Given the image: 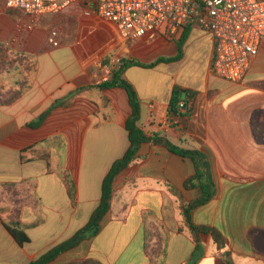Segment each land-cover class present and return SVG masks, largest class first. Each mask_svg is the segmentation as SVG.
I'll return each mask as SVG.
<instances>
[{"label":"crops","instance_id":"obj_1","mask_svg":"<svg viewBox=\"0 0 264 264\" xmlns=\"http://www.w3.org/2000/svg\"><path fill=\"white\" fill-rule=\"evenodd\" d=\"M85 8L78 0L31 24L0 0V44L6 46L0 60L12 61L15 52L37 63L29 88L9 105L3 101L16 89L20 70L14 64L0 70V263L30 264L74 236L99 206L112 165L129 149L128 93L98 87L94 62L119 57L120 64H149L176 57L189 26L179 60L129 66L123 77L138 93L147 137L160 135L209 158L215 194L194 211L193 222L222 233L235 264H264V43L245 78L232 83L212 71L213 38L195 24L178 39H125L113 23L86 15ZM175 88L196 93V117L169 113ZM74 93L69 105L52 109ZM50 109L41 126L31 127ZM34 154L44 158L22 162ZM138 155L114 184L99 234L49 264H150L147 227L168 237L163 264H224L211 232L197 244L186 228L180 231L182 201L202 194L199 187L185 188L195 163L150 142L141 144ZM2 217L27 225L30 242L19 245Z\"/></svg>","mask_w":264,"mask_h":264},{"label":"built area","instance_id":"obj_2","mask_svg":"<svg viewBox=\"0 0 264 264\" xmlns=\"http://www.w3.org/2000/svg\"><path fill=\"white\" fill-rule=\"evenodd\" d=\"M77 1L7 0V7L21 12L35 24L42 15L63 13ZM81 1L86 6V15L113 23L125 39H154L161 34L178 39L187 25L195 24L213 38L212 71L232 83L245 78L264 43V0ZM119 64L118 57L96 60L98 84L110 81ZM150 107L154 108V104ZM178 113L197 116L187 98L180 100ZM178 123L174 119L173 124Z\"/></svg>","mask_w":264,"mask_h":264},{"label":"trees","instance_id":"obj_3","mask_svg":"<svg viewBox=\"0 0 264 264\" xmlns=\"http://www.w3.org/2000/svg\"><path fill=\"white\" fill-rule=\"evenodd\" d=\"M189 34V26L186 28L185 32L180 37L178 42V55L173 58H159L156 61L149 64H142L136 60L124 61L119 65L118 69L113 74V77L110 81H106L98 85L101 89L109 88H123L126 90L129 96L130 105L132 107V114L128 118L126 127L129 132L130 146L123 158L117 160L111 167L108 175L105 177L102 184V196L101 202L96 210L93 212L89 222L82 227L74 236L70 239L60 243L59 245L53 247L44 255H42L37 260L31 262L30 264H49L54 261L61 254L77 247L83 241L91 239L99 234L102 228V222L108 212L110 211L112 200L114 197V184L117 181L120 173L128 168L132 163L141 157L138 155L140 146L144 142H150L153 145L164 146L170 151L183 156L185 158L191 159L195 163L196 172L190 177L186 183L185 188L190 189L194 187H199L202 191V194L199 198L181 203V212L184 218L183 227L180 228V231L186 228L194 242L197 244L200 243L201 235L211 232L213 242L216 246V249L220 253V256L224 264H235L233 256L230 251L226 249V241L222 233L217 230H210L207 227L198 226L193 222V213L200 206L208 203L213 195L215 194V183L210 174V161L206 154L198 150H187L180 148L167 138L161 137L160 135H155L154 137H147L142 127H140L141 121V103L138 96V93L134 86L126 80L123 76L125 70L129 66H140L146 68L155 67L160 62H173L179 60L182 56L183 45ZM6 46L0 44V50H5ZM14 58L12 61H4L0 64V70L9 68L14 65L20 70L21 77L16 83V89L11 93V95L3 101L4 104H11L17 99H19L24 91L30 86V77L36 71V61L29 59L24 54L12 53ZM7 62V63H5ZM185 94L189 103L194 106L196 93L191 90H182L180 88H175L170 101L169 113L178 115V104L182 100V95ZM77 95V93L69 95L66 99L58 101L52 107L67 106L70 104L72 99ZM46 111L38 121L31 124V127H39L43 124L45 119L50 114L51 110ZM264 142V138H260ZM37 154H34V159L27 161L22 159L23 163L32 162L38 159H43ZM1 216L3 213L0 211ZM2 222L4 227L7 229L12 238L19 244L24 245L30 242L28 235L26 234L27 225L23 224L19 219H10L2 217ZM167 242L168 237L161 233L157 228L152 229L147 227L145 232V248L150 256V264H163L164 258L167 253ZM68 264H102L99 261L93 259H86L80 261H73Z\"/></svg>","mask_w":264,"mask_h":264},{"label":"rangeland","instance_id":"obj_4","mask_svg":"<svg viewBox=\"0 0 264 264\" xmlns=\"http://www.w3.org/2000/svg\"><path fill=\"white\" fill-rule=\"evenodd\" d=\"M1 51H4V50H0V53H1ZM119 58V57H118ZM6 61V60H5ZM7 61H10V60H7ZM4 62V60H0V64L1 63H3ZM5 63H7V62H5ZM0 264H3V263H0Z\"/></svg>","mask_w":264,"mask_h":264}]
</instances>
